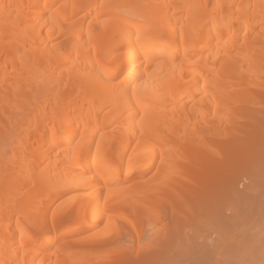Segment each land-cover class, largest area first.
<instances>
[{
    "label": "bare ground",
    "instance_id": "6f19581e",
    "mask_svg": "<svg viewBox=\"0 0 264 264\" xmlns=\"http://www.w3.org/2000/svg\"><path fill=\"white\" fill-rule=\"evenodd\" d=\"M261 239L264 0H0V264H264Z\"/></svg>",
    "mask_w": 264,
    "mask_h": 264
},
{
    "label": "rangeland",
    "instance_id": "374dc122",
    "mask_svg": "<svg viewBox=\"0 0 264 264\" xmlns=\"http://www.w3.org/2000/svg\"><path fill=\"white\" fill-rule=\"evenodd\" d=\"M94 231H96V230H93V231H88V233H94ZM65 239V238H64ZM61 241V240H60ZM257 245H258V249L257 250H259L260 249V251H262L261 252V254H260V252H258V251H256V252H258V254L261 256L262 255V258H264V239H261L260 241H258V243H257ZM256 255V258H259V259H261L260 258V256L259 255ZM256 258H254V260L255 261H258V260H256ZM238 261H243V260H237V259H233V262H238ZM260 261V260H259ZM256 263H258L259 264V262H256ZM262 263V262H261ZM264 263V262H263ZM229 264H231V262H230V260H229Z\"/></svg>",
    "mask_w": 264,
    "mask_h": 264
}]
</instances>
